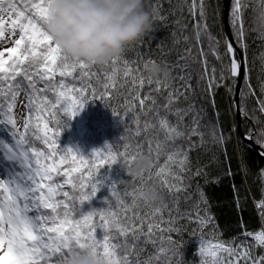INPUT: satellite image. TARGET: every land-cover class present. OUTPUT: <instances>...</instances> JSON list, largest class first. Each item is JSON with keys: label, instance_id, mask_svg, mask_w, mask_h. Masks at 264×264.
Returning a JSON list of instances; mask_svg holds the SVG:
<instances>
[{"label": "snow or ice", "instance_id": "snow-or-ice-1", "mask_svg": "<svg viewBox=\"0 0 264 264\" xmlns=\"http://www.w3.org/2000/svg\"><path fill=\"white\" fill-rule=\"evenodd\" d=\"M258 2L261 6L258 20L264 30V0ZM50 6L51 0H0V41L7 42L11 37L19 36L14 40L15 47L7 49L11 53L7 61L3 58V53H0V116L4 117L0 119V124L11 125L13 129L10 142L0 139V148L3 149L0 153L6 159L18 162L23 169L19 173H9L7 180L0 178V249H6L0 255V264H49L52 256L59 254L65 257V250L68 255L88 249L98 250L105 264H161L162 258H166V264H172V260H176V264H185L181 246L173 235L180 231L175 227L177 221L173 216V212L179 213L178 200L176 208H169L164 199L154 203L144 202V206L151 208V211L140 214L135 211L138 205L136 193L125 191L121 194L115 181L108 185L114 203L106 197L104 207L84 209L85 202L90 201L104 183L103 179L98 178L101 166H111L117 161H125L130 165L135 156L129 158L128 150L133 145L124 144V151L120 153H114L111 145H105L103 151L93 149L92 159H85L84 153L76 146L67 149L57 146L60 129L68 126L59 113L73 118L87 102L97 100V97L99 100L109 99L111 91L130 83L131 87L125 98L124 119L126 120L128 113L135 114V135L139 136L157 127L149 120H145L141 127V116L154 114L158 118L159 130L163 132L164 138L156 140L155 148L152 140H148L149 155L155 152V159H152V166L147 172L151 178L153 167H157L155 176L160 178V189H166L170 195L183 191L187 187L184 181L193 178L187 173L190 170L189 151L196 145L190 144L189 149L184 150L176 142L182 139L191 141L195 136L199 137L201 144L204 143L199 117L192 121L193 126L184 125L181 128L182 113L186 114L188 110L175 109L173 112V104L178 99L176 93L169 91L166 102L158 105L151 92H160L162 87L168 86L160 80L154 82L151 78L145 80L142 75H137L138 69L130 67V62L123 59L122 55L113 57L108 64L100 66L103 77L100 72L92 71L94 65L67 57L52 43L45 30V24L51 15ZM246 8V0H231L228 26L232 35L231 38L227 35L224 37V55L229 59L224 62L219 52V41H216L214 55L222 63L221 75L217 82L213 68L209 89L225 87L227 93L235 96L236 83L243 67L244 84L240 89L239 102L234 100V107L247 120L246 100L254 92L249 82L246 61L238 58L237 52L239 49L244 53L247 49L244 28ZM219 9L218 3L215 10L217 16ZM190 12L196 19L194 28L199 42L200 37L209 30L205 0H192ZM203 63L206 66V60ZM68 78L82 82L81 87L68 83ZM93 79L98 83L102 80L103 91L99 94L91 83ZM226 80H231L232 83L224 84ZM153 83L156 84L154 89L151 88ZM146 85L150 91L142 94ZM260 88L264 94V83H261ZM21 93L28 112L37 113V123L33 125L31 117L26 119L25 133H20L17 139L16 121L12 112ZM258 103L259 111L264 113V100ZM212 105L214 107V100ZM161 108L165 113L174 114L178 118L177 123L172 124L166 115L161 116ZM112 114L120 119L119 112L113 111ZM253 123H259V120L253 117ZM31 127L37 129L35 139L41 140L47 146V151L32 148L29 152L30 141L26 133ZM233 134L238 140L236 149L239 152L245 148L249 151L258 149V155L264 158V126L256 129L248 128L245 124L241 129V126L234 124L226 136L219 127L217 114V122L212 125L211 139L214 144L222 147L225 155L227 153L224 146L231 141ZM142 147L140 144L135 145L138 154ZM161 155H166L162 166L158 165ZM238 158L243 159L242 156ZM173 165H176V170ZM241 170L243 171V165ZM259 173L264 178V169H260ZM195 175L202 176L205 173L202 169H197ZM232 175L234 173L229 168L223 176L209 180L208 183L218 184L226 176ZM131 178L135 181L137 176ZM139 178L142 189L143 173ZM169 178L178 181L180 186L170 182ZM129 197L131 204L127 203ZM200 202L207 204L202 191ZM258 207L264 209V200L260 201ZM165 211L168 212L167 220L163 215ZM210 211V207H205L203 216L198 213L202 226L213 222ZM244 236L251 237L256 246H264V227L259 231H247ZM236 239L212 243L201 236V264H264V255L255 257L251 247L235 245ZM141 244H150L157 249L156 254L142 259L144 248ZM57 264H62V260L57 261Z\"/></svg>", "mask_w": 264, "mask_h": 264}, {"label": "trees", "instance_id": "trees-1", "mask_svg": "<svg viewBox=\"0 0 264 264\" xmlns=\"http://www.w3.org/2000/svg\"><path fill=\"white\" fill-rule=\"evenodd\" d=\"M191 3L192 0H144L145 9L155 16L154 31L122 54V58L130 62V67L138 69L136 74L142 75L145 80L149 78L145 72L144 66L146 63L155 61V63L167 68L169 78L161 82L168 87H162L160 92L152 91L151 94L156 98L158 105H163L169 91L176 93L178 99L173 104V112L175 109L188 110L186 114L182 113L181 128L184 125L193 126L192 121L199 117L200 131L204 133L203 144L200 143L199 137L195 136L191 138V141L182 139L176 142L184 150H188L190 144L196 145L194 149L189 151L190 170L187 175L193 178L190 181L187 179L184 181L187 187L183 191L172 195L166 189L161 191L160 178L155 176L157 167H153L151 178L147 171L143 173V187L146 185L154 186L162 193L164 202L168 204L169 208H176V201H179V213L173 212V216L177 221L175 227L180 231L179 234L173 235L177 244L181 246L182 259L185 264H201L199 255L201 236L205 241H211L212 243L217 242V240L231 242L233 238H237L235 245L249 246L253 255L259 257L264 255V246H256L255 241L251 237L245 238L244 233L259 231L264 227V215H261L264 209L258 207L260 201L264 200V178H261L259 173L260 169H264V163L254 150L249 151L245 148L242 152H239L236 149L238 140L234 134L231 141L224 146L226 155L222 151V147L214 144L211 139L212 125L217 122V114L219 127L223 129L226 136L231 126L237 125L233 95L227 93L225 87L215 88L214 90L209 89V78L213 75V68H215L217 82H219L221 75L222 63L214 55V50L217 48L216 41H219V52L223 56L224 62L226 63L229 59L228 56L224 55L223 2L222 0H205L209 30L208 33L200 37L199 42L194 28L196 19L193 18L190 12ZM218 3L220 5L219 16L215 12ZM246 3L244 28L247 49L246 52L242 53V56L249 69V82L254 95L247 97L248 119L246 120L242 116L240 126L243 129V126L247 124L248 128L258 129L264 126V113L259 111L258 103L264 100V94H262L260 88L261 83H264V30L261 29L258 20L261 11L258 0H246ZM154 9L159 10L155 11ZM13 19L15 18L13 17ZM5 21L8 22L7 17H5ZM18 38V35L14 36L11 44L0 51L6 61L11 56L7 49L15 47L14 40ZM201 52H203V55H201ZM205 60L207 62L206 66L203 63ZM120 67L122 68L123 65L121 64ZM92 71L100 72L101 77H103L100 66L93 67ZM181 77H184V79H181ZM68 83L75 84L76 87L82 85V82L73 81L71 78H68ZM91 83L96 87L98 94L103 91L102 80L98 83L93 79ZM223 83L231 84L232 81L226 80ZM130 87V83L123 88L118 86L117 90L111 91L109 99L99 100L97 97V100L87 102L79 114L72 119L64 116L63 113H59L60 118L67 122L68 126L60 129L61 134L57 140V146L62 149L76 146L84 153L85 159H92L93 149L103 151L105 145H111L114 153H120L124 151V144L129 143L133 145L128 150L129 158H131L138 154L135 145L140 144L143 147L139 154L150 156L148 140H152V146L155 148L156 140H162L164 134L159 130L158 118L152 114L147 117L141 116V127L145 120H149L157 127L139 136L135 135V114L128 113L126 120L124 119L125 98ZM155 87L156 84L153 83L151 88L154 89ZM149 91L150 88L146 85L142 90V94ZM245 91L247 90L245 89ZM49 95L51 97V94ZM213 100L214 107L212 105ZM202 109L206 111H202ZM113 111L120 113V119L112 114ZM160 115H166L172 124H176L178 121L174 114L165 113L162 108ZM36 116L37 113L34 111L29 113L25 107V117L20 133H25L24 123L29 117H31L33 125L37 123ZM253 117L257 118L259 123L254 124ZM2 118L4 117L0 116V119ZM7 127L10 128L11 125L0 124V139H11L10 136L13 130L11 128L12 131L8 130ZM36 132L35 127L27 130L26 134L30 141L28 145L29 152L32 148L47 151V146L41 140L35 139L34 133ZM17 139H19V136ZM0 155L1 161L7 165L11 164V160L6 159L2 153ZM239 156H242L243 159H239ZM150 157L154 160L155 152ZM57 159H59V154ZM165 160L166 155H161L158 165L162 166ZM15 163L19 168L16 169V172H22L23 169L20 164L16 161ZM242 165L243 171L241 170ZM172 167L176 170V165ZM229 168L234 175L231 177L226 176L218 184L208 183L209 180L223 176ZM197 169H202L205 175L196 176ZM98 178L103 179L104 183L98 188L96 195L90 201L85 202V210H88L89 207H104L106 197L112 200L113 203L115 202L111 191L108 190V185L112 182L117 181V188L121 194L125 191L133 192V188L139 189L142 184L139 176L135 181L131 176H128L119 161L111 166H101ZM169 180L180 186L178 181H173L171 178ZM65 190H68V188ZM201 191L205 194L207 204L200 202ZM127 203L131 204L130 197ZM205 207H210L209 214L214 219L211 224L202 226L198 219V213L203 216ZM135 211L144 214L151 211V208H146L143 202H138ZM163 215L165 220L169 218L167 211ZM97 231L99 232V229ZM141 247L144 248L142 259H147L150 255L156 254L157 249L150 244H141ZM158 247L159 244H157ZM65 255H67L66 250ZM62 258L59 254L52 256L49 264H57V261L62 260ZM161 264H166V258L161 259ZM172 264H176V260H172Z\"/></svg>", "mask_w": 264, "mask_h": 264}, {"label": "clouds", "instance_id": "clouds-1", "mask_svg": "<svg viewBox=\"0 0 264 264\" xmlns=\"http://www.w3.org/2000/svg\"><path fill=\"white\" fill-rule=\"evenodd\" d=\"M51 15L45 30L52 43L74 61L103 66L113 57L150 35L155 16L144 7V0H51ZM147 76L164 81L167 68L157 63L145 64ZM72 119V118H71ZM150 156L137 154L130 165L121 161L128 176H139L152 166ZM138 202L154 203L163 199L154 186L133 188ZM62 264H105L100 252L88 249L62 258Z\"/></svg>", "mask_w": 264, "mask_h": 264}, {"label": "rangeland", "instance_id": "rangeland-1", "mask_svg": "<svg viewBox=\"0 0 264 264\" xmlns=\"http://www.w3.org/2000/svg\"><path fill=\"white\" fill-rule=\"evenodd\" d=\"M224 29V28H223ZM225 33V32H224ZM13 37H11V39L7 42L5 41H0V51L3 50L4 48H6L8 45L11 44ZM242 87V86H241ZM24 97L23 95H21L18 98V103L16 104V106L13 109L12 115L13 118L16 121V126H15V130L17 131V137L19 136L22 126H23V122H24V117H25V105H24ZM242 118V116H241ZM237 121V120H236ZM241 122V120H240ZM12 129V127H10ZM10 128L7 127V129L9 130ZM10 129V130H11ZM13 130V129H12ZM11 130V131H12ZM9 135V134H8ZM11 137V136H10ZM16 137V138H17ZM5 140V139H4ZM5 141H11V139H6ZM0 151H3L2 148H0ZM10 161V160H9ZM10 165H7L6 163H4L3 161H1V155H0V178H3L5 180L8 179V174L15 171L18 168V166L16 165L15 161H10ZM19 169V168H18ZM4 251H6V249H0V255L4 254Z\"/></svg>", "mask_w": 264, "mask_h": 264}, {"label": "water", "instance_id": "water-1", "mask_svg": "<svg viewBox=\"0 0 264 264\" xmlns=\"http://www.w3.org/2000/svg\"><path fill=\"white\" fill-rule=\"evenodd\" d=\"M222 2H223V28H224L225 35L231 38L232 33L228 26V14H229V8H230V0H222ZM237 52H238V58H243L241 50L237 49ZM243 78H244V68L242 67L239 77H238V81L236 83V93H235V96H233V104H234V100L236 102H239V95H240V89L243 83ZM234 110H235V107H234ZM241 116L242 115L238 111L235 110V118L237 120L238 126H240ZM254 151L258 154V149H254ZM260 160L264 163V158L260 157Z\"/></svg>", "mask_w": 264, "mask_h": 264}]
</instances>
